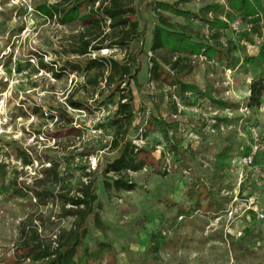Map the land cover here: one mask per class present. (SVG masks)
Segmentation results:
<instances>
[{
	"label": "rangeland",
	"instance_id": "374dc122",
	"mask_svg": "<svg viewBox=\"0 0 264 264\" xmlns=\"http://www.w3.org/2000/svg\"><path fill=\"white\" fill-rule=\"evenodd\" d=\"M58 1L0 0V264H43L32 260L25 245L53 249L57 237L73 228L74 218L63 217L58 202L39 200L34 194L65 193L88 179L94 182L93 208L102 228L95 229L92 216L87 218L83 245L75 256L80 264H264V223L255 219L243 200L254 197L264 211V111L244 105L250 74L238 68L224 70L201 56L189 57L192 70L180 80L200 92L210 87L214 100L228 106L200 95H186L184 100L166 83L151 81L153 4L163 0H133L139 29L145 25L144 37L97 58L139 65L135 82L127 78L121 88L131 96L134 113L128 139L150 157L141 171L128 174L134 189L107 192L92 163L103 168L114 156L109 123L118 98L112 92L114 84L105 83L106 70H65L55 77L60 67L81 65L91 58L69 53L78 43L79 25L61 26L37 13L40 6ZM178 1L192 14L205 5L225 6V0H165ZM259 2L264 7V0ZM163 14L199 36L211 33L192 18ZM218 17L228 26L222 44L236 46L238 59L254 56L259 39L251 36L253 43H248L240 37L248 29L246 23L237 15ZM109 43H103L104 50ZM41 63L52 70L42 69ZM65 98L83 109L70 108ZM37 108L40 113H33ZM59 109L67 112L69 125L44 119V112ZM154 117L174 129L165 134L157 128L142 136ZM68 128H73L71 134L61 133ZM59 133L62 137L52 139ZM255 146L259 150L253 160L260 172L252 175L233 161ZM225 149L231 158L217 170L216 156ZM24 153L30 155V165L23 164ZM46 158L58 161L60 184L43 174ZM240 171L243 181L238 185ZM24 189L25 197L14 193ZM83 248L87 257H80Z\"/></svg>",
	"mask_w": 264,
	"mask_h": 264
},
{
	"label": "trees",
	"instance_id": "16d2710c",
	"mask_svg": "<svg viewBox=\"0 0 264 264\" xmlns=\"http://www.w3.org/2000/svg\"><path fill=\"white\" fill-rule=\"evenodd\" d=\"M98 3L96 7L95 4ZM133 0H59L54 6H40L37 13L48 20H55L61 26L72 24L79 25L81 32L78 43L71 46L70 54L79 58L87 57L92 52L103 49L102 45L109 40L106 48L123 50L125 46L135 39H142L145 35V25L139 29L135 10L132 6ZM181 2L167 3L165 0L153 4L155 24L151 29L149 52L150 69L148 72L151 81H161L178 91L181 99H187L186 95L205 97L213 104L228 106L211 96V88L203 92L196 87L183 83L180 77L191 72L189 57L201 56L207 62H211L224 70L241 69L243 74H250V81L247 86V97L244 105L249 110H258L264 103V7L259 0H225V6L217 4L205 5L199 9L197 14H192L180 8ZM227 12V13H226ZM165 14L173 15L182 19H194L207 27L211 33L207 36H199L184 25L172 24ZM237 15L246 23L248 29L241 33L242 41L253 43L251 36L259 39L257 51L254 56L245 55L241 59L234 56L236 46L233 44L223 45L221 38L223 31L228 28L227 24L221 21L218 15ZM211 15L210 18L207 16ZM228 17V16H227ZM107 22H109L107 24ZM104 29L111 30V34L105 33ZM41 68L51 71L41 63ZM65 70L75 72H101L106 70L108 76L105 83L108 87L114 84L113 95L117 96L116 110L109 123L112 130V137L109 148L114 156L107 160L103 168L96 165L95 172H100L103 178V188L107 192L131 191L134 185L128 178L129 173H137L146 165L150 154L141 148H137L128 139V132L132 128L134 113L131 106V96L124 94L122 85L126 79L136 80V74L140 71L139 65L125 60L117 62L112 59L99 57L88 58L83 64H73L60 67L56 78L65 74ZM18 71V69H17ZM131 72L133 74L131 75ZM114 78L116 80H114ZM182 101V100H181ZM184 104L189 102L183 101ZM65 104L74 110H82L83 106L68 98ZM35 114L40 109L34 110ZM43 118V116L41 115ZM48 119L56 123H71L67 112L63 109L50 111ZM159 128L161 132L167 133L174 127L159 117L151 118L144 126L142 136ZM73 128L62 129L61 133L71 134ZM64 131V132H63ZM61 133L53 136L52 139L62 137ZM77 132L75 131L74 135ZM175 150V148H174ZM230 151L225 149L216 156L217 170H222L224 163H229ZM29 154L22 155L24 165H30L32 160ZM231 161V160H230ZM47 169L43 170L45 176L50 175L56 184H60L62 178L58 173V161L55 158H46ZM89 176V175H87ZM89 178V177H87ZM71 190L73 193H71ZM65 193L53 194L48 191L36 192L37 199H51L59 203V211L63 217L74 218L73 228L57 237L56 246H32L25 245V250L30 253L32 260L44 261L43 264H80L75 260L76 252L82 247V238L85 234L86 221L92 216L95 229L102 228L98 213L94 212L93 204L97 197L95 194L94 182L90 179L80 182L75 188ZM14 191L17 195L25 197L26 189ZM34 193V192H32ZM67 206H70L67 208ZM98 255V254H97ZM80 257H87L86 249L83 248ZM95 257V255H94ZM97 257V256H96Z\"/></svg>",
	"mask_w": 264,
	"mask_h": 264
},
{
	"label": "built area",
	"instance_id": "2783aa9c",
	"mask_svg": "<svg viewBox=\"0 0 264 264\" xmlns=\"http://www.w3.org/2000/svg\"><path fill=\"white\" fill-rule=\"evenodd\" d=\"M108 23L109 22H107V24ZM111 53L112 52H110L108 49H105V50L102 49V50H100L98 52L90 53L88 56H90L91 59H96L97 56H99V55H101V56H109ZM261 108H262V111H264V106L263 107H260L259 109H261ZM47 116H48V114L46 112H44V119L47 120V121L53 122L52 124L54 125L55 120L54 121H51V120L48 119ZM256 140H255V142H257ZM258 150H259L258 146H255L253 148V150L250 151L249 153L244 152L242 154V157L241 158H239L238 160H234L233 161V164L235 165V167H236V165H241V167L246 172L249 171V172H251L252 175L257 174V172H260V170L257 168V166H255L253 159H254V156H255V154L257 153ZM92 166H93V169H94L96 167V164L95 163H92ZM243 173L244 172H241L240 171L237 174L238 177H239V183H238V185H240V183L243 181ZM237 196H238V194H235V196H234V200L235 201L237 200L236 199ZM243 200H244V205H246V209L248 211H251L254 214L255 219L258 220V221H260V222H262V223H264V211L257 207L255 198L254 197H248V198H244ZM69 207L70 206H67V208H69ZM236 235L237 236H241L242 235V232L238 231Z\"/></svg>",
	"mask_w": 264,
	"mask_h": 264
},
{
	"label": "crops",
	"instance_id": "0c3cea01",
	"mask_svg": "<svg viewBox=\"0 0 264 264\" xmlns=\"http://www.w3.org/2000/svg\"><path fill=\"white\" fill-rule=\"evenodd\" d=\"M248 218H249V216H248ZM248 220H249V219H248ZM248 220H247V221H248ZM250 221H251V220H250ZM238 231H239V230H237L236 232H238ZM236 232H235V233H236Z\"/></svg>",
	"mask_w": 264,
	"mask_h": 264
}]
</instances>
